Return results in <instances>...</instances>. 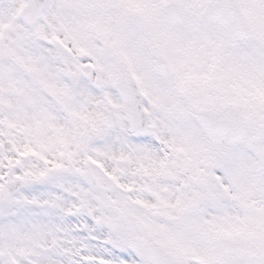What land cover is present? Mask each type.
I'll return each instance as SVG.
<instances>
[{
    "label": "snow or ice",
    "instance_id": "obj_1",
    "mask_svg": "<svg viewBox=\"0 0 264 264\" xmlns=\"http://www.w3.org/2000/svg\"><path fill=\"white\" fill-rule=\"evenodd\" d=\"M0 264H264V0H0Z\"/></svg>",
    "mask_w": 264,
    "mask_h": 264
}]
</instances>
